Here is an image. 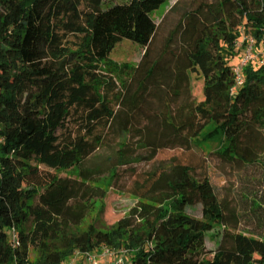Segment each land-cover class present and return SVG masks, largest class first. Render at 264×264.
Wrapping results in <instances>:
<instances>
[{
  "label": "trees",
  "instance_id": "trees-1",
  "mask_svg": "<svg viewBox=\"0 0 264 264\" xmlns=\"http://www.w3.org/2000/svg\"><path fill=\"white\" fill-rule=\"evenodd\" d=\"M145 1L0 0V264H61L102 245L132 252L130 264H264V61L247 62L235 89L230 62L242 33L264 44V0H175L160 19ZM124 38L142 46L137 64L110 60ZM210 124L225 143L209 155L260 171L256 231L196 148ZM164 148L180 153L137 169ZM124 170L133 205L102 229L99 184Z\"/></svg>",
  "mask_w": 264,
  "mask_h": 264
},
{
  "label": "rangeland",
  "instance_id": "rangeland-1",
  "mask_svg": "<svg viewBox=\"0 0 264 264\" xmlns=\"http://www.w3.org/2000/svg\"><path fill=\"white\" fill-rule=\"evenodd\" d=\"M128 0H109L107 6H111L117 3H123ZM175 0H146L144 2V8L149 11L155 18L160 19L168 9V7ZM246 3L249 0H244ZM247 34L242 33L237 43V47L232 54L231 64L237 66L242 60L246 48H247ZM143 53V48L140 44L132 41L131 39L124 38L116 44L110 54V60L116 63L129 62L137 64ZM264 61V44L253 45V58L252 62L255 66H258ZM194 94L198 99H201L202 94V80H195L194 82ZM108 142L111 144L116 143L117 136L113 133L108 137ZM196 148L202 152L206 157L208 163V174L211 182L214 185L217 195L221 198L223 196L232 195L237 205L240 207V211L244 212L241 216L242 230L248 232V230L256 231L261 226L262 222L252 215L248 210L250 209V198L254 196L256 190L255 179L260 175V171L256 168H248L242 172H234L228 170L223 166L213 155H209V152L215 148L223 146L225 138L221 129L215 124H210L204 132L195 140ZM145 155H150L149 150H138ZM179 149L164 148L161 149L153 160H144L139 164H136L138 170H146L151 167L155 162H167L173 156H178ZM35 164L34 162H32ZM44 170L57 173L60 176L75 177L77 172L74 169L56 170L45 165H38ZM126 169V168H124ZM123 178L119 183H113L111 177L104 178L99 185L106 189V197L103 200L96 201V209L92 215V218L97 220L98 226L102 229L111 228L122 216H124L129 208L133 205V196L126 191V186L132 180V176L129 171H122ZM255 178V179H254ZM98 184V183H97ZM247 212V213H246ZM195 218L202 219L201 207L196 204L194 211L190 212ZM89 222V221H88ZM250 234V233H248ZM123 249V248H121ZM125 249V248H124ZM132 252L124 256L126 264L131 263ZM73 257H70L63 264H90L83 256L75 258L72 263Z\"/></svg>",
  "mask_w": 264,
  "mask_h": 264
},
{
  "label": "built area",
  "instance_id": "built-area-1",
  "mask_svg": "<svg viewBox=\"0 0 264 264\" xmlns=\"http://www.w3.org/2000/svg\"><path fill=\"white\" fill-rule=\"evenodd\" d=\"M246 39H247V48L245 54L242 60L240 61V63L237 66H234L236 80L233 89L243 84L244 82L243 68L247 64V62H249L253 58L254 39L249 35H247ZM3 141L4 138L0 135V146L3 143ZM11 241L14 244V246L20 245L18 235L15 229H12L11 231ZM127 253L128 250L124 248L116 250L106 245H102L101 247L92 251H86V252L76 251L72 256L73 257L72 263L74 262L75 258L79 256H83L90 264H126L124 256Z\"/></svg>",
  "mask_w": 264,
  "mask_h": 264
}]
</instances>
